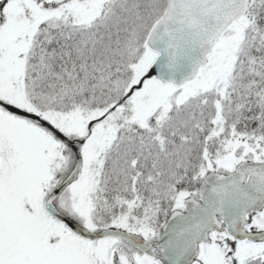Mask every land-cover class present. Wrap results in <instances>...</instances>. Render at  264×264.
Wrapping results in <instances>:
<instances>
[{
	"label": "snow or ice",
	"instance_id": "snow-or-ice-1",
	"mask_svg": "<svg viewBox=\"0 0 264 264\" xmlns=\"http://www.w3.org/2000/svg\"><path fill=\"white\" fill-rule=\"evenodd\" d=\"M0 264H264V0H0Z\"/></svg>",
	"mask_w": 264,
	"mask_h": 264
}]
</instances>
